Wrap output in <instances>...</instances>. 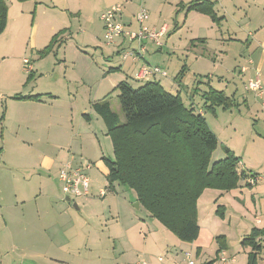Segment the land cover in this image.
Masks as SVG:
<instances>
[{
	"label": "rangeland",
	"instance_id": "rangeland-1",
	"mask_svg": "<svg viewBox=\"0 0 264 264\" xmlns=\"http://www.w3.org/2000/svg\"><path fill=\"white\" fill-rule=\"evenodd\" d=\"M77 3L79 0H76V5ZM111 3L114 4L110 0H83L82 6L86 11L84 14L89 17L88 23H84L83 13L81 16H76L61 8L45 7L47 9H42L38 13V23L41 25L36 29L32 42L28 38L25 54V58L31 65L25 68L27 72L34 73L28 82V87H34V91H42L44 94L51 91L53 95H57L55 99L59 107L58 112L61 116L69 118L71 131L74 128L79 131V120L82 114L89 113L91 115L89 120L84 115L82 116L86 123L82 132L90 131L96 137L94 143L96 149L93 153L99 152V156L96 154V160L90 162L91 167L87 170L91 187L88 195L73 196L72 201H67L60 189L61 203L69 209L70 218H74L72 226L67 229L61 227V234L66 237L58 238L57 235L52 245L49 246L51 240L46 233L38 237L18 234L11 237L9 232L4 231V227L0 226V261L4 260V264H41L42 259H37L35 253L41 250L53 255L54 251L48 248L55 245V248L59 249L60 244L57 243L59 240L61 244L67 243L69 249L74 250L70 256H64L69 264H137L142 260L150 264H187L189 259L186 251H192L196 264H205L211 260H215L216 264H224L220 258L216 259L220 246L227 251L229 256L235 257L236 264H247L248 250L251 246L243 245L242 241L258 225L256 222L258 218L261 219L260 225H264V198L259 201L256 195L254 203L251 196L253 186L245 184L243 178L236 191L242 194L241 196H235L231 191L226 192L215 188L205 189L200 195L198 221L200 228L202 226V233L196 241L198 244L179 239L158 219L152 217L143 205L137 208V195L133 189L119 181L110 185L106 168L100 162L102 156L114 158L112 141L106 124L94 109V91L89 89V85H98L100 81L98 75L101 73L97 72L98 69L102 72L103 70L109 71L111 65L121 68L123 64V57L118 53L113 55V58L107 59L112 61L111 63L101 58L102 49H109L112 54L115 48L113 44L116 40L110 45L113 46L111 48L106 46L104 34L100 36V30L104 25L100 18L102 13L112 5ZM46 5L52 6L50 2H46ZM142 5L147 6V0H141L139 8ZM149 15L151 24L154 19L160 18V14L153 12ZM32 17L33 15L30 19ZM54 22L58 27L57 31L64 26L68 27L69 37L59 39L50 51L43 53L54 36L50 28ZM134 26L136 27V23ZM180 34L182 33L173 37L177 40L174 46L171 40H168L172 36L170 33L161 40L164 43L162 50H157L155 53L149 51L146 54V61L153 65L159 62L160 66L167 70L170 78H174L182 65L192 64L191 55L189 56L191 44L186 43L183 37L178 39ZM97 37L100 47L95 46V42L93 43V39ZM3 38L0 42L4 40ZM126 43L130 46L137 45V42L130 44L128 40ZM146 43L150 50L155 47L150 41ZM196 44L198 46L200 43L196 41ZM237 65V62H233L231 66L233 72H236L235 69L239 67ZM12 67L14 66L9 59H0V72H13ZM218 73L211 72V76H203L188 71L182 82V98L187 104L193 105L196 112L203 111L210 127L218 137L219 146L213 152L212 162L223 158L224 148L229 147L239 157L238 168H242L245 164L262 172L261 175L264 176V130L255 125V131L258 134L251 133L254 120L248 109L243 105H235L226 110L218 108L213 113L205 107L203 92H200L198 86L200 89L205 87L206 90H210V83L215 89L225 91L228 97H233L235 94L236 98L241 97L242 100L243 88L239 74L233 73L229 76L225 72L228 82L223 81L219 84ZM120 77L121 74H113L107 78V100L124 120L118 99L119 91L115 87ZM203 78L208 81L201 82L200 84L204 83L201 86L198 82ZM129 81L135 86L143 84L133 79ZM258 112L261 115L262 110L259 108ZM75 140L74 153L81 158L79 153L89 150L93 142L84 141L82 137H76ZM3 156L1 152L0 168L4 167ZM5 181L2 178L0 182L3 189L6 187ZM59 184L62 186L61 182ZM101 189L106 191V196L100 195ZM74 203H80V206L76 207ZM218 205L222 206L223 214L217 212ZM31 206H35L33 202L25 207L29 209ZM197 246H201V251H198ZM14 247H18L19 250L15 251ZM127 253L129 259L126 257ZM60 255L63 254L60 253ZM159 256H163L162 262L159 261Z\"/></svg>",
	"mask_w": 264,
	"mask_h": 264
},
{
	"label": "crops",
	"instance_id": "crops-1",
	"mask_svg": "<svg viewBox=\"0 0 264 264\" xmlns=\"http://www.w3.org/2000/svg\"><path fill=\"white\" fill-rule=\"evenodd\" d=\"M4 1L8 7L7 25L4 31L0 33V41L4 37V40L0 42V59H9L14 67H12L13 72H0V147L4 154V167L0 168V182L2 178L6 180V187L3 189L0 186V226L4 227V231L9 232L11 237L15 234L38 237L39 235L44 236L46 233V236L51 240L49 243L51 246L57 235L58 238L66 237L61 234V227L67 229L73 225L74 221L73 217L70 218L69 209L61 203L60 168L68 160L72 161L74 166L90 163L96 160L95 156L96 154L99 156V152L93 153L96 149L94 144L96 137L90 131L82 132L86 127L82 116L84 115L89 120L91 115L87 112L82 114L79 120V131H76L75 128L71 131L69 118L61 116V113L58 112L59 107L55 99L57 95H53L51 91L44 94L42 91H34V87H28V82L34 73L27 72L23 60L27 52L28 38L32 42L36 29L40 28L38 13L42 9H47L45 7L61 8L76 16H81L86 11L82 6L83 0H79L77 5L76 0ZM117 1H121L123 4L119 20L127 28L138 29L135 14L139 9L141 0H110L113 3ZM46 2H50L52 6L46 5ZM147 3L148 5L145 7L149 14L150 12L160 14V18L154 19L152 24L149 22V17L148 25L156 28L166 27L161 40L167 34L172 33L168 40H171L172 46H174L177 40L173 37L182 33L178 39L183 37L186 43L191 44L189 56L191 55L192 64L190 66L182 65L181 69L183 66L186 68L184 77L188 71L203 76H211V72L215 74L219 72L218 81L219 84H222L223 81L228 82L225 72L229 76L238 73L243 95L241 100V97L236 98L233 94L236 105H243L251 114L254 120L252 134H258L255 131V125L264 130V96L263 99H259L252 91L245 88V84L250 78L259 76L264 91V0H147ZM193 4H199V9L191 8ZM210 7L220 18L218 21H214L210 13L204 11ZM32 15L33 17L30 19ZM82 19L84 23L89 22L87 14H84ZM135 23L136 27L134 26ZM50 28L52 29L51 34L58 32L55 22ZM62 29H66V31L60 36L59 39L61 40L68 38L70 34L68 27L64 26L59 31ZM103 34H105L104 25L100 30V36ZM127 40L130 44L135 43L127 37L120 36L116 38V42L113 44L115 45L113 53L111 54L109 49H102L101 58L111 59L117 53L123 57L124 51L137 49L138 44L130 46L126 43ZM196 41L200 43L198 44L200 48L196 46ZM94 42L95 46L100 47L98 37L93 39ZM151 44L156 48L150 50L146 43L145 61L149 51L155 53L157 50H162L164 46L163 41L162 46L153 42ZM106 46L110 45L106 44ZM144 60L134 61L128 57L127 59L123 58L121 68L111 65L109 71L103 70L102 72L98 69L97 72H101L98 75V77L100 76L98 85H89V89L94 91V103L107 100L108 84L106 80L113 74H121L119 83L126 80L134 85L129 79L143 82V84L154 80L159 81L166 90L172 93H181L184 77L181 85L176 79L181 69L178 70L174 78L172 77V80L167 70L158 62L155 65L166 70V76L156 75L145 80L136 78L140 67L145 63ZM233 62H237V66H239L238 70L235 69L236 72H233L231 67ZM206 81L208 80L203 78L198 83ZM200 85L202 86L204 83ZM210 86L213 87L212 83L209 84ZM198 89L200 92L207 91L205 87L200 89L198 86ZM39 94L41 95L39 99L14 97L15 95ZM225 94L227 95L226 92ZM259 108L262 110L261 115L258 112ZM76 137H82L84 141L93 142L89 150L79 153L81 158L78 157L77 153H74ZM100 163L104 164L103 159ZM253 168L243 164L242 168L238 169H246L247 171L250 169L249 173L262 174ZM245 184L249 185L246 179ZM237 190L238 188L233 189L231 193H234L235 196H241L242 194L236 192ZM251 191H253L251 196L254 203L256 202V195L259 201L263 200L264 180L254 185ZM32 202L35 206H31L29 209L25 207ZM76 204L77 207L80 206V203ZM256 222L258 223L257 228H264V225H260V218ZM65 224L66 227H64ZM201 233L202 230L200 235ZM196 241L194 244H198ZM64 242L66 241L64 240ZM57 243L60 244L59 249L64 251L56 249L54 245L48 248L54 251L53 255L48 251L41 250L35 253L37 259H42L41 264H69L64 256H70L74 250L69 249L67 243L61 244L59 240ZM197 247L199 248L198 251H201V246ZM13 249L19 250L18 247ZM219 254H216V259H219ZM126 257L128 258V253ZM0 264H4V260H1ZM213 264H216L215 260ZM258 264H264L262 252L259 254Z\"/></svg>",
	"mask_w": 264,
	"mask_h": 264
},
{
	"label": "trees",
	"instance_id": "trees-1",
	"mask_svg": "<svg viewBox=\"0 0 264 264\" xmlns=\"http://www.w3.org/2000/svg\"><path fill=\"white\" fill-rule=\"evenodd\" d=\"M191 8L199 9V4ZM7 10L5 1L0 0V33L7 25ZM204 11L210 13L214 21L220 19L212 7ZM65 31L54 34L43 53L50 51ZM185 71L183 66L176 76L180 85ZM117 89L124 120L108 100L93 104L112 141L114 158H102L110 185L119 181L133 189L140 205L146 207L152 217L179 239L196 241L201 230L200 195L208 188L226 192L236 189L249 172L238 169L239 157L229 147L224 148L223 158L211 161L219 146L218 137L205 115L187 104L180 92L172 93L154 80L140 86L123 80ZM209 89L202 96L205 107L213 113L218 108L231 109L237 104L234 96L228 97L224 91L211 86ZM40 96L14 97L39 99ZM221 210L222 206L218 205L217 212ZM242 243L251 246L248 264H258L259 254L264 251V228L254 227ZM222 250L225 249L220 246L217 254Z\"/></svg>",
	"mask_w": 264,
	"mask_h": 264
},
{
	"label": "built area",
	"instance_id": "built-area-1",
	"mask_svg": "<svg viewBox=\"0 0 264 264\" xmlns=\"http://www.w3.org/2000/svg\"><path fill=\"white\" fill-rule=\"evenodd\" d=\"M123 10V4L120 2L112 4L107 10L102 13L101 19L104 22L105 34L104 39L107 45H111L115 42L116 38L123 36L127 37L130 41L137 42V49L126 50L122 53L124 59L131 57L134 61L144 60V52L146 51V42H153L158 46H162L161 38L165 33L166 27L161 28L151 27L148 25L149 11L142 5L137 13L135 14V20L138 25V29L127 28L126 25L119 20V16ZM23 63L25 67L30 65L27 58H24ZM31 67V65H30ZM156 75L166 76L167 72L158 65H153L150 63H145L140 67L136 78L145 80L151 79ZM245 88L248 91H252L254 95L263 99L264 91L259 76L250 78L245 84ZM0 148V153H1ZM91 163H86L80 166H74L72 161H66L62 165L59 171V178L61 181L62 191L66 196H86L89 194L90 188V178L88 176L87 170L90 169ZM264 180V177L258 173H249L246 177V181L249 185L254 186L257 183ZM100 195L105 196L106 191L101 190ZM188 257L187 264H196L193 259L192 251H186ZM220 260L224 264H236V259L234 256H229L226 250H222L219 254ZM163 256H159V261H163ZM137 264H149L148 261L142 260Z\"/></svg>",
	"mask_w": 264,
	"mask_h": 264
},
{
	"label": "water",
	"instance_id": "water-1",
	"mask_svg": "<svg viewBox=\"0 0 264 264\" xmlns=\"http://www.w3.org/2000/svg\"><path fill=\"white\" fill-rule=\"evenodd\" d=\"M66 200H67V201H72V198H71L70 196H66ZM74 205L77 207V204H76V203H74ZM136 207H137V208L140 207V202H139V201H137V203H136Z\"/></svg>",
	"mask_w": 264,
	"mask_h": 264
}]
</instances>
